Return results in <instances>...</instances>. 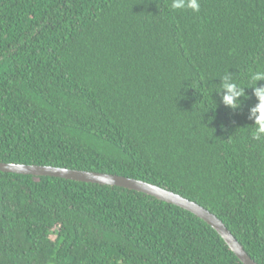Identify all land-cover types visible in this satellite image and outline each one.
<instances>
[{
	"label": "trees",
	"instance_id": "1",
	"mask_svg": "<svg viewBox=\"0 0 264 264\" xmlns=\"http://www.w3.org/2000/svg\"><path fill=\"white\" fill-rule=\"evenodd\" d=\"M0 0V163L141 180L217 215L264 264V0ZM245 89L222 103L221 79ZM257 86L264 87V81ZM0 264H244L177 205L0 171Z\"/></svg>",
	"mask_w": 264,
	"mask_h": 264
},
{
	"label": "water",
	"instance_id": "2",
	"mask_svg": "<svg viewBox=\"0 0 264 264\" xmlns=\"http://www.w3.org/2000/svg\"><path fill=\"white\" fill-rule=\"evenodd\" d=\"M0 171L21 175H33L36 177L49 176L78 182L118 186L145 193L159 200L166 201L190 211L195 216L204 220L208 225L214 228L244 264H258L254 259L251 258L243 245L217 215L204 208L200 204L157 185L120 175L50 166L0 163Z\"/></svg>",
	"mask_w": 264,
	"mask_h": 264
},
{
	"label": "clouds",
	"instance_id": "3",
	"mask_svg": "<svg viewBox=\"0 0 264 264\" xmlns=\"http://www.w3.org/2000/svg\"><path fill=\"white\" fill-rule=\"evenodd\" d=\"M171 8L175 10L191 9L193 12H199L200 4L198 0H172ZM250 80L256 82L253 89V95L258 103L250 109L249 119L254 121V131L252 138L257 141L264 140V87L257 86L258 82L264 81V71H254L250 73ZM221 81L222 103L233 110L240 108L241 98L245 97V89L232 80L231 73H226Z\"/></svg>",
	"mask_w": 264,
	"mask_h": 264
}]
</instances>
